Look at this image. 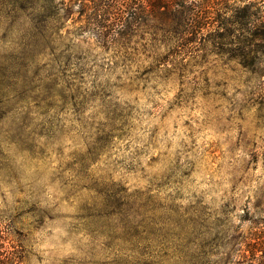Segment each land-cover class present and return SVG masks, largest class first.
I'll return each instance as SVG.
<instances>
[{"label":"rangeland","instance_id":"obj_1","mask_svg":"<svg viewBox=\"0 0 264 264\" xmlns=\"http://www.w3.org/2000/svg\"><path fill=\"white\" fill-rule=\"evenodd\" d=\"M200 1L181 41L74 15L24 53L0 0V264H264V0L227 33L237 0Z\"/></svg>","mask_w":264,"mask_h":264},{"label":"trees","instance_id":"obj_2","mask_svg":"<svg viewBox=\"0 0 264 264\" xmlns=\"http://www.w3.org/2000/svg\"><path fill=\"white\" fill-rule=\"evenodd\" d=\"M54 1L6 0V4L11 7L13 17L14 14H18V16L24 14L29 23L27 35L30 36L29 39L35 40L33 45L26 44L24 46V53L30 51V49H36L40 40H44L45 35L49 31L57 34L63 26L61 23L74 15L77 18L73 19V21L76 24L79 23V25L74 28L73 33L75 35L87 34L94 37L103 47L117 39L130 38L148 24H152L155 29L158 27L159 29L157 30L163 34L179 35L180 41L184 39V35L188 36L195 32L200 33L206 26L205 24L201 25L202 17L199 10H197L200 0H59L56 5L53 4ZM204 1L212 3L213 0ZM248 1L250 3H246ZM224 2L225 9H227L226 0ZM237 2L239 6H235L236 9L231 17L229 15L228 18L217 17L216 22H218L219 26L218 29H213L212 33H217L220 30H223V33H227L230 27L235 24L239 25L252 19H260L257 17V13L249 11V8L253 5L251 0H237ZM226 11L228 12L229 10ZM229 12H232V10ZM213 19L215 21V18ZM17 78L18 75H14V79L16 80ZM2 100L3 98L0 99V106H3ZM109 122L108 127L115 128V119H110ZM98 133L104 134L105 131L99 129ZM97 142H102V138H99ZM85 160L82 161L84 169L86 168ZM121 206L118 201L109 202L107 205L108 208H114L115 210L117 208L120 209ZM127 210L131 211L132 208L127 206ZM188 249L194 252L196 245L191 243ZM263 250L260 249V252H264ZM138 253L137 255L144 259L153 258L147 252V248ZM191 257H194L193 254L192 256L189 255V260L183 261V263L196 264L194 258L192 259ZM149 264L158 263L152 262Z\"/></svg>","mask_w":264,"mask_h":264}]
</instances>
